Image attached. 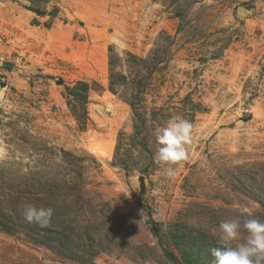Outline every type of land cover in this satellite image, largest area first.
I'll use <instances>...</instances> for the list:
<instances>
[{
    "label": "rangeland",
    "instance_id": "rangeland-1",
    "mask_svg": "<svg viewBox=\"0 0 264 264\" xmlns=\"http://www.w3.org/2000/svg\"><path fill=\"white\" fill-rule=\"evenodd\" d=\"M244 207L264 221V0H0V264H213Z\"/></svg>",
    "mask_w": 264,
    "mask_h": 264
},
{
    "label": "clouds",
    "instance_id": "clouds-1",
    "mask_svg": "<svg viewBox=\"0 0 264 264\" xmlns=\"http://www.w3.org/2000/svg\"><path fill=\"white\" fill-rule=\"evenodd\" d=\"M192 134L193 125L185 118H171L154 130L158 145L154 161L162 166L160 174L166 179L174 178L187 158ZM53 214L51 207L22 205L24 221L41 228L51 226ZM211 234L217 245L209 249L213 264H264V221L257 219L250 208L244 207L241 216L220 221Z\"/></svg>",
    "mask_w": 264,
    "mask_h": 264
},
{
    "label": "bare ground",
    "instance_id": "bare-ground-1",
    "mask_svg": "<svg viewBox=\"0 0 264 264\" xmlns=\"http://www.w3.org/2000/svg\"><path fill=\"white\" fill-rule=\"evenodd\" d=\"M103 155V153H101Z\"/></svg>",
    "mask_w": 264,
    "mask_h": 264
}]
</instances>
